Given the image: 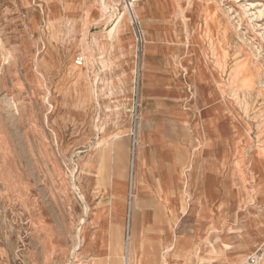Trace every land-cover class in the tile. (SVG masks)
<instances>
[{
    "label": "rangeland",
    "instance_id": "374dc122",
    "mask_svg": "<svg viewBox=\"0 0 264 264\" xmlns=\"http://www.w3.org/2000/svg\"><path fill=\"white\" fill-rule=\"evenodd\" d=\"M135 7L146 14L132 25L123 0H0V264H140L147 224L135 240L132 220L107 234L102 190L156 45L226 193L219 211L193 214L202 222L174 224L168 259L264 264V0ZM156 245L141 264H161L168 246Z\"/></svg>",
    "mask_w": 264,
    "mask_h": 264
},
{
    "label": "crops",
    "instance_id": "0c3cea01",
    "mask_svg": "<svg viewBox=\"0 0 264 264\" xmlns=\"http://www.w3.org/2000/svg\"><path fill=\"white\" fill-rule=\"evenodd\" d=\"M144 11L134 7V16L136 13L144 17ZM169 63L158 45L151 48L146 61L144 57L145 72L136 114H127L122 124L125 131L114 141L115 164L102 190L103 205L110 207L114 202L115 206L107 234L113 227L120 230L127 220H132L137 226L135 240L138 224H147L145 235L140 237V264L159 254L151 250L152 243L168 246L178 236L173 231L174 224L202 222V217L195 220L193 214L205 209L208 215L210 208L219 211L226 202L225 187L213 181L214 174L200 152L202 120L183 101V90L165 85L169 82L159 75ZM167 222L170 226L163 225ZM195 229L196 226L191 233L199 241L203 237ZM202 242H198L200 248ZM169 249L170 246L164 249L161 264L164 258L172 264Z\"/></svg>",
    "mask_w": 264,
    "mask_h": 264
},
{
    "label": "built area",
    "instance_id": "2783aa9c",
    "mask_svg": "<svg viewBox=\"0 0 264 264\" xmlns=\"http://www.w3.org/2000/svg\"><path fill=\"white\" fill-rule=\"evenodd\" d=\"M145 0H123L126 9L133 10L135 5L143 2ZM86 59L83 56H79L76 58V65L79 67H83L85 65Z\"/></svg>",
    "mask_w": 264,
    "mask_h": 264
},
{
    "label": "bare ground",
    "instance_id": "6f19581e",
    "mask_svg": "<svg viewBox=\"0 0 264 264\" xmlns=\"http://www.w3.org/2000/svg\"><path fill=\"white\" fill-rule=\"evenodd\" d=\"M105 7V6H104ZM105 9H109L108 7H105ZM127 11L130 12V16H131V19L133 21V24H137V21H136V16H134V8L133 10H129V9H126ZM98 91V90H97ZM237 92V91H236ZM243 109V108H242ZM134 155V154H133ZM131 239V238H130ZM128 254H130V240H129V243H128V248H127V251H126ZM125 264H129V260H128V257L126 256L125 258Z\"/></svg>",
    "mask_w": 264,
    "mask_h": 264
}]
</instances>
